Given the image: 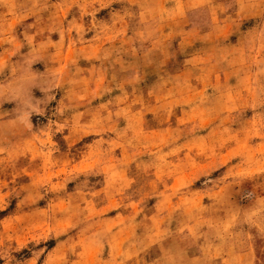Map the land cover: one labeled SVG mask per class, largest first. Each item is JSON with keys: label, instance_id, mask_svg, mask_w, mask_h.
Listing matches in <instances>:
<instances>
[{"label": "rangeland", "instance_id": "1", "mask_svg": "<svg viewBox=\"0 0 264 264\" xmlns=\"http://www.w3.org/2000/svg\"><path fill=\"white\" fill-rule=\"evenodd\" d=\"M0 264H264V0H0Z\"/></svg>", "mask_w": 264, "mask_h": 264}]
</instances>
